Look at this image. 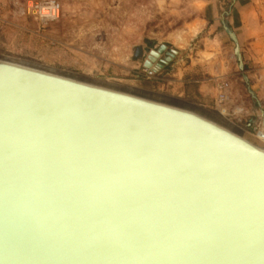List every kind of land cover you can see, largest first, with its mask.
I'll return each instance as SVG.
<instances>
[{
	"label": "water",
	"instance_id": "1",
	"mask_svg": "<svg viewBox=\"0 0 264 264\" xmlns=\"http://www.w3.org/2000/svg\"><path fill=\"white\" fill-rule=\"evenodd\" d=\"M0 264H264V149L188 109L0 61Z\"/></svg>",
	"mask_w": 264,
	"mask_h": 264
},
{
	"label": "rangeland",
	"instance_id": "2",
	"mask_svg": "<svg viewBox=\"0 0 264 264\" xmlns=\"http://www.w3.org/2000/svg\"><path fill=\"white\" fill-rule=\"evenodd\" d=\"M41 1L0 0V60L172 101L264 148V0H56L44 23L25 11ZM160 45L147 68L162 81L141 70Z\"/></svg>",
	"mask_w": 264,
	"mask_h": 264
},
{
	"label": "built area",
	"instance_id": "3",
	"mask_svg": "<svg viewBox=\"0 0 264 264\" xmlns=\"http://www.w3.org/2000/svg\"><path fill=\"white\" fill-rule=\"evenodd\" d=\"M26 13L33 16L34 19L42 22L45 20H55L59 16L60 6L55 0H44L41 2H28L26 6ZM142 72L145 77L151 78L156 71H151L149 68H143ZM220 92V90H218ZM221 93V92H220ZM222 95V94H220Z\"/></svg>",
	"mask_w": 264,
	"mask_h": 264
},
{
	"label": "bare ground",
	"instance_id": "4",
	"mask_svg": "<svg viewBox=\"0 0 264 264\" xmlns=\"http://www.w3.org/2000/svg\"><path fill=\"white\" fill-rule=\"evenodd\" d=\"M49 1H51V0H49ZM55 2L56 3H58L56 0H55ZM59 4V3H58ZM59 6H60V4H59ZM58 18V17H57ZM56 18V19H57ZM47 21H53V20H45V21H42L43 23L44 22H47ZM0 61H3V60H0ZM4 63H7V64H10V65H15V66H21V67H27V68H31V69H37V68H33V67H30V66H27V65H23V64H19V63H16V62H10V61H3ZM37 70H39V69H37ZM152 72H153V70L152 69H150ZM40 71H43V72H46V73H51V72H47V71H44V70H40ZM51 74H55V73H51ZM55 75H58V74H55ZM60 76H62V75H60ZM65 77V76H64ZM70 79H73V78H70ZM74 80H76V79H74ZM78 81H80V80H78ZM81 82H83V81H81ZM84 83H87V82H84ZM87 84H91V83H87ZM93 85V84H92ZM109 89H112V90H114L113 88H109ZM117 91H121V90H117ZM224 91V90H223ZM123 92V91H122ZM127 93V92H126ZM221 93L220 92H217L216 93V97H217V100L220 102L221 100H223L224 99V96H223V94L222 95H220ZM196 114H198L199 116H201L199 113H196ZM201 117H203V116H201ZM203 118H205V117H203ZM205 119H207V118H205ZM207 120H209V119H207ZM224 128V127H223ZM226 129V128H225ZM264 129V128H263ZM228 130V129H227ZM228 131H230V130H228ZM230 132H232V131H230ZM257 132H259L258 133V138L262 141V142H264V130H258ZM233 133V132H232ZM235 134V133H234ZM235 135H237V134H235ZM237 136H239L240 138H242V139H244L245 141H247L248 143H250V144H252L253 146H255V147H257L258 149H264V148H261V147H259V146H256L255 144H253V143H251L250 141H248L247 139H245V138H243V137H241L240 135H237Z\"/></svg>",
	"mask_w": 264,
	"mask_h": 264
},
{
	"label": "crops",
	"instance_id": "5",
	"mask_svg": "<svg viewBox=\"0 0 264 264\" xmlns=\"http://www.w3.org/2000/svg\"><path fill=\"white\" fill-rule=\"evenodd\" d=\"M147 68V67H146ZM157 72V71H156ZM156 74V73H155ZM157 74L159 75V73L157 72ZM153 79H157V80H161L162 81V78L161 77H157V76H154V78ZM167 81V80H166ZM171 82H179V83H177V84H174V85H172V88H170V89H168V92H170L171 94H176V95H181L183 92L182 91H180L181 89H179V87H180V81L178 80V79H173V80H171V81H168V83H171ZM163 83H161V85H162ZM194 93H200V87H196V89H194ZM201 95H203V94H201ZM217 99V98H216ZM153 100H156V101H160V102H164V103H168V104H173V105H176V106H178V107H181L179 104H177V103H175V102H169V101H167V100H163V99H161V98H159V97H153ZM219 102V101H218Z\"/></svg>",
	"mask_w": 264,
	"mask_h": 264
}]
</instances>
